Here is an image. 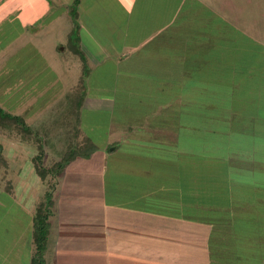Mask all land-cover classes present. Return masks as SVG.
Segmentation results:
<instances>
[{
    "label": "crops",
    "instance_id": "obj_1",
    "mask_svg": "<svg viewBox=\"0 0 264 264\" xmlns=\"http://www.w3.org/2000/svg\"><path fill=\"white\" fill-rule=\"evenodd\" d=\"M212 2L214 0H0V75L11 73L6 78V85L0 87V90H6L5 95L10 96L19 89L38 90L36 86L29 88V84L38 79L43 69L52 66L49 58L59 60L52 61L53 68L56 66L59 73L61 69L70 72V66L62 58L77 57L67 46L75 22L79 27L78 48L89 74L94 65L101 68L113 59L115 74L112 75L115 79L123 80V87L128 89L132 84V89L140 92L137 100L145 102L144 97H147L146 105L155 106L152 115L143 116L144 124L138 117H133L126 125L128 131L106 138L98 159L94 155L99 150L87 158L75 159L98 163L97 171L89 172L85 168L80 173L84 175V184L86 176H95L94 190L81 188L77 191V199H60L57 178L48 219L45 264H200L197 256L206 257L211 249V231L217 235L231 231L232 220L223 210L228 209L233 194L226 191L212 193L195 185L190 187L188 176L181 171L183 167L187 169V157L183 156L187 151L175 147L179 136L173 126V122H177L178 128H190L193 125L189 123L195 122L196 130L204 125L203 135L218 131L223 137H231L243 131L242 135L247 137V120L254 118L247 115V98L241 99L243 96L237 93L243 89L248 91L247 80L261 74L264 76V65H260L258 73L244 66L242 71L223 65L220 68L219 62L214 64L209 58L213 53L204 50L193 53L189 49L191 42L203 41V33L201 31L198 35L197 31L187 30V27L197 20L198 24L206 19L207 24L210 19L213 22L218 18ZM72 9L74 19L70 13ZM219 22L223 24L222 20ZM92 30H96L95 36L89 35ZM193 34H197L196 38ZM97 36L100 37L97 42L101 43V60L91 62L87 48ZM115 41L119 48L104 54L109 43ZM249 41L247 39V43ZM204 43H208V38ZM260 54L264 59V53ZM78 61L82 70V62ZM101 73L104 72L101 70ZM100 75L96 80L87 77V87L99 86V90L106 91L101 94L108 96L109 103L114 105L110 92L114 88L107 86L104 89ZM75 81L71 88L77 85ZM102 100L108 102V98ZM131 122L137 126L141 123L146 142L141 140V143L139 135H132L130 130L134 124ZM80 124L81 112L79 128ZM259 130L257 126L252 131ZM72 133L68 135L70 141ZM81 133L95 145L89 134L82 130ZM124 134L130 140L129 148L135 147L128 155L126 151H120L123 149L120 139L125 137ZM156 147L163 152L165 148H171L176 164L174 180L168 173L174 165L172 160L169 162V157L155 153ZM143 148L144 154L141 152ZM229 150L217 151L218 156L212 155L215 162L216 158L222 160L231 158V155L232 159H241V162L247 158V153L232 151L231 154L230 147ZM211 151L204 150L198 155L211 158L214 153ZM195 165L197 170L202 165L197 158ZM241 165L230 161L229 167L242 168ZM203 175L201 172L195 178L202 180ZM244 175L247 180V166ZM220 179L227 182L228 173L221 172L216 180ZM91 181L88 179L87 182L91 185ZM239 189L236 201L241 206L238 216L240 213L243 216L249 207L247 184ZM9 192H13L12 188ZM26 197L23 195L20 200ZM242 221L247 225V215ZM245 234L247 227L245 233L238 231L236 238L239 249L246 244L244 254H241L243 258L247 250ZM191 255H195L194 259ZM236 256L230 255L227 259H238ZM223 260L222 263L226 264ZM212 263L219 262L213 259Z\"/></svg>",
    "mask_w": 264,
    "mask_h": 264
},
{
    "label": "rangeland",
    "instance_id": "obj_2",
    "mask_svg": "<svg viewBox=\"0 0 264 264\" xmlns=\"http://www.w3.org/2000/svg\"><path fill=\"white\" fill-rule=\"evenodd\" d=\"M212 3L215 4L213 12L217 14L219 19L215 18L213 22L210 19L207 24H205L206 19L199 21L198 24L197 20L192 26L187 27V30L197 31L198 35L201 34V31L203 33V41L201 43L191 42L190 51L196 53V50H204V52L213 53L210 54L209 58L214 60V64H216L215 61L219 62V67L223 65L227 68L232 67L236 71H242L244 66L245 69L249 68L258 73L260 65H264V59L260 54L264 53V48L261 47H264V0H214ZM219 20H222L223 24ZM95 34L96 30L89 33V35L94 36ZM187 35L190 34L187 33ZM243 35L247 36V39L250 40L249 43ZM97 37L95 42L89 43L92 46L87 48L88 59L91 62L101 60L99 56L101 43L97 42L100 37L98 39ZM206 38H208V43H204ZM197 39L199 40V38ZM118 48V42L109 43L108 50L104 54L111 53ZM62 59H65L66 65L70 66V72L67 73L61 69V73H59L56 66L55 69L57 70L53 68L52 62L54 60L58 62L59 60L49 58L52 66L43 69V72L38 75V79H33L29 84V88L36 86L38 90L19 89L10 96L5 95L6 90H0V108L10 115L21 117L28 127L27 131H29V133L23 132L8 123H0V157L6 162V166L0 167V264H30L33 252L32 220L34 208L43 197V193L51 190L52 184L54 186L51 194H53L57 178L59 180L58 193L60 199L62 197L65 200L77 199L79 189L89 188L94 190L95 188L93 186L96 180L95 176H86V184H84V175L80 174L84 172L85 168V171H97L98 163L94 160L89 162L83 159L75 160L67 166L66 171L62 172L63 174L61 173L59 177L49 175L44 182L40 181L35 173V166L37 165L35 156L38 154L37 147L39 145H42V164L46 168L59 161L65 151L71 148L72 140L70 141L68 135L73 132L75 126L78 103L76 96L80 92L81 63L78 61L80 60L78 56L73 58L69 55ZM113 64H115L114 60L110 59L101 68L94 65L95 67L93 66V71L88 77H93L96 80L101 70L105 73H101L100 82L104 89H107V86L114 88L110 91L113 94L111 99L114 105L109 103L108 96L103 95L106 92L105 90H99V86L89 89L86 84V97L84 103H81L80 110H78L81 112L80 128L82 132L93 138L97 150H99L94 155L95 159H98L100 152L103 150L102 145L106 138L113 137V134L117 135L120 132L128 131L126 125L130 123L128 121L131 118L138 117L143 123L145 120L143 116L146 114L152 115L151 113L155 111V106L148 107L146 105L147 97H144L145 102L136 99L140 98L138 95L140 92L139 90H133L132 84L128 89L123 87V80L120 78V80L115 79L112 75V73L115 74V65ZM58 73L61 74L60 81ZM10 74L3 73L0 75V87L6 85V78ZM71 76H74V78H71ZM57 77L58 81H56ZM257 77L247 80L248 91L243 89V91L239 90V93H237V95L243 96L241 99L247 98L249 111L247 115L254 117L250 118V121L247 120V137L242 135L245 133L243 131L238 134L236 132L235 136L233 134L231 137H223L222 133L218 131L211 135H203L204 125L197 127L196 130L197 123L195 122L189 123V125H193L190 128H178V123L173 122L175 131L178 132L177 135L179 136L175 147L186 148L184 152L187 151V155H183L187 157V169L183 167L181 171L183 175L185 173L186 177L188 176V182H191L189 183L190 187L194 188L195 185L198 188L201 186L204 191H211L212 193L213 191H226L233 194L228 209L223 210L224 213H229L231 217H229L232 220L231 231L226 235H217L214 230L211 231L209 236L211 249H208L206 256L210 261L200 254V257L197 256L200 264H213V259L219 262L218 264H223V259L226 264H264V76L261 74ZM75 80H77V85L71 88L76 82ZM68 82H70L69 85ZM102 95L103 97H101ZM107 98L108 102L102 100ZM115 98L116 100H114ZM133 98L137 101H134ZM29 103L32 106H26ZM131 125L133 126L132 131L130 130L132 135L134 137L139 135L140 142L143 143L141 140L146 142V133H141L143 130L140 128L141 123L139 122L137 126L135 122H131ZM255 125L259 127V131H252L256 130L257 126ZM229 132L227 133L229 134ZM124 135L125 137L120 139L122 141L120 147L123 148L120 151H126L125 154L128 155V153L134 151L135 147L132 148L133 146H131L129 148L128 143L130 140L126 134ZM157 147L154 152L169 157V162L172 160L173 165L175 157L171 153V148H165V152H163V149L160 151ZM229 147L231 148V154L232 151L247 153L244 162H241V159H232V155L231 158H226L224 157L225 153L222 155L224 159L219 160L216 158L215 162L212 155L218 156L217 151L220 150L230 151ZM143 150L141 152L144 154L146 151ZM204 150L214 152L211 154V158L203 157V154L198 155ZM196 158L202 164L199 166L200 168L198 167V170L195 165ZM230 161L242 164L243 169L236 167L231 168V170L229 167ZM223 163L224 167H221ZM174 166L176 164L168 171L171 178L174 177V171H176ZM246 166L247 180L244 175ZM223 171L225 174L228 173L227 182L221 181V179L216 180ZM201 172H204L202 180L195 178L199 177ZM78 178L81 180H78ZM88 179L92 180L91 185L87 182ZM240 184H247V205H249V207L247 206V213L243 216H241V213L238 216L241 204L236 201ZM5 187L12 188L13 192H9ZM23 195L27 196L26 199L20 200ZM246 215L247 225L244 224L245 221H242ZM246 227L247 250L245 258H243L241 254H244L243 249H245L246 244L241 245L239 249L236 238L237 232L245 233ZM198 233H201V231ZM199 242H202V239ZM235 244L236 246H234ZM235 254H237L238 259H227L230 255ZM194 256L191 255V259H194Z\"/></svg>",
    "mask_w": 264,
    "mask_h": 264
},
{
    "label": "trees",
    "instance_id": "obj_3",
    "mask_svg": "<svg viewBox=\"0 0 264 264\" xmlns=\"http://www.w3.org/2000/svg\"><path fill=\"white\" fill-rule=\"evenodd\" d=\"M76 4V2H75ZM71 16L75 18V11L70 10ZM78 25L74 22L73 29L70 33L68 40V48L71 52L76 54L78 58L82 62V70L80 77V92L76 96L78 101L77 103V112L75 118V128L74 132L71 135L72 146L66 151L63 157L54 163L51 167L46 168L42 164L43 160V150L42 146L39 145L38 154L35 156L36 166L35 173L40 181L44 182L45 179L51 175L53 177L59 176L67 167V165L75 159L78 158H87L91 156L96 150L97 147L84 135H82L81 130L79 128V111L81 107V102L86 95V79L89 75V68L85 65V58L83 57L82 52L78 48ZM73 37V39H72ZM0 123H8L9 125L15 126L23 132H28V127L26 126L25 121L19 117L10 115L4 112L0 108ZM6 166L5 160L0 157V167ZM53 184L51 185V190H47L43 193V197L38 201L34 208L33 220H32V246L33 252L30 258V264H45V252L47 247V237L49 233V215L50 209L52 206V194L51 191L53 189ZM8 191L7 187H5Z\"/></svg>",
    "mask_w": 264,
    "mask_h": 264
}]
</instances>
